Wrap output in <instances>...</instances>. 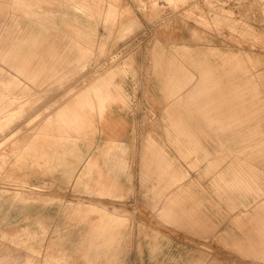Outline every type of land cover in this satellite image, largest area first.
Instances as JSON below:
<instances>
[{
    "label": "rangeland",
    "instance_id": "1",
    "mask_svg": "<svg viewBox=\"0 0 264 264\" xmlns=\"http://www.w3.org/2000/svg\"><path fill=\"white\" fill-rule=\"evenodd\" d=\"M114 1L119 18L110 28L97 14L90 22L85 16L79 17L81 29L92 31L96 46L100 42L105 43L102 54L95 46L85 69L74 72L71 67L65 66L62 70L64 76L60 79L40 85L30 83L28 91H17L13 101L0 100V119L12 117L8 125L0 129V264H23L27 257L31 260L29 264H104L106 257L103 254L107 248L114 255L112 264H193L197 258H202V264H264L262 254L249 251L242 243L235 242L246 232L251 237H257L253 221L244 220L242 214H237L242 205L229 210L227 202L215 192L216 186L212 182L214 174L236 164L241 155L230 153L223 162L213 166L210 173H205L207 160L192 162L196 155L202 153L201 150H193L186 155L180 152L173 141L174 131L166 114L170 107L163 89L164 77L154 66L152 52L157 47L168 54L184 48L187 54L195 57L198 50H204L207 54L202 59L218 67L222 59L225 66L236 67L239 63L238 53L261 61L251 68V63L245 60L249 68L246 75L264 72V0H102L100 13L103 14L108 3ZM3 22L0 19V24ZM23 22L31 21L26 19ZM128 22H132L131 29L121 33V24ZM65 29L73 30L71 27ZM51 32L54 34L55 31ZM67 42L68 39L62 36V43ZM74 54L73 51L68 53V58ZM121 66L125 70L117 76L110 72L105 77H96L108 69ZM218 75L226 84L241 83L245 78V73L237 71L227 75L219 70ZM112 82L123 85L126 96L125 102L116 105L135 114L136 118L135 149L132 152L127 146L125 155L128 164L125 170L114 172L115 175L108 181L103 179L99 167H93L77 183L73 175H68L66 168L31 164L26 169H35L36 172L33 171L25 179L20 178L22 169L13 164L17 154L10 153L13 141L22 135H34L56 108L72 99L79 89L86 85ZM226 87L221 89L220 85L214 86L209 94L251 96L253 93L252 87ZM257 89L264 110V86ZM212 107L205 105L203 109L211 112ZM262 120L264 123V115ZM95 123L97 130L89 133L92 145L89 144L90 140H79L84 155L78 163V172L84 168L87 157L97 156L99 146L106 142L101 130L103 122L95 120ZM204 127L205 133L200 135V140L211 160L219 154L218 149L224 154L228 144L236 146L239 143V133L222 134L220 138L225 146L221 147L217 140L219 135L207 124ZM149 135L165 147L168 155L174 158L177 169L188 171L184 180L165 188L157 171L144 173V144ZM1 153H9L6 162H3ZM105 157V154L99 155L100 165ZM260 162L264 168V156ZM184 184L202 198L200 215L203 220L213 224L212 228L203 229L202 220L199 224L194 221L184 223L183 219H175L161 210L169 196ZM260 184L263 190L261 199L264 198V177ZM223 190H227L224 183ZM20 194L28 198L22 200ZM147 199L159 200V210L158 205L146 204L150 208L148 211L154 213L153 219L159 217L162 220V231L171 233L181 241L178 244L174 241L178 252L166 254L163 262L158 260L162 254H156L158 239L145 233V229L150 231V227L142 221L141 216V220L136 221L138 212L146 213L141 202L146 203ZM77 202L81 203L82 208L95 203L120 217L122 223L113 230V242L109 245L91 242V224L100 221V213H71L70 207ZM38 220H42L46 226L44 233ZM147 223L157 229L155 222ZM23 227L30 231L37 230L38 233L31 235L24 232ZM122 242L128 245H121ZM58 243L65 256L59 259L48 257V246L53 244L56 250ZM146 248H149L148 253ZM88 253L99 255L88 257ZM150 255L155 257L153 262L147 260Z\"/></svg>",
    "mask_w": 264,
    "mask_h": 264
},
{
    "label": "crops",
    "instance_id": "2",
    "mask_svg": "<svg viewBox=\"0 0 264 264\" xmlns=\"http://www.w3.org/2000/svg\"><path fill=\"white\" fill-rule=\"evenodd\" d=\"M94 1L0 0V19L4 20L0 24V100L13 101L16 98L15 93L27 92L30 83L40 85L52 79H60L64 76L62 70L65 66L71 67L74 72L85 69L86 62L94 52L96 44L92 31L81 29L79 17L85 16L90 22L97 14L108 28L119 18L116 1L109 2L103 14L100 13L102 0ZM26 19L31 22H23ZM68 27L73 30L67 31L65 28ZM131 27L132 22L122 23L120 32L126 33ZM51 30L55 31L54 34ZM62 36L68 39L67 43H62ZM96 48L102 54L105 43L100 42ZM72 51L75 53L74 56L68 58V53ZM198 51L195 57L187 54L184 48L169 54L158 47L153 48L152 51L154 66L159 68L164 77L163 89L170 107V110H166V114L169 125L174 131L173 141L183 155L193 150H201L202 153L196 155L192 162L207 160L205 173H210L212 167L223 162L230 153L241 155L236 164H231L228 168L214 174L212 182L216 186L215 192L227 202L229 210L242 205L243 208L237 214H242L240 216L244 220L253 221V230L257 237H251L246 232L244 237L235 239V242L242 243L249 251H258L264 256V198L260 199L263 193L260 183L264 177V168L260 162V158L264 156L262 120L264 110L263 105L260 104L262 97L257 89L258 86H264V72L246 75L249 68L245 64V60L249 61L251 68H254L261 61L237 53L239 63L236 67L225 66L224 59L218 67L202 59L207 51ZM124 68L121 66V68L108 69L96 77H105L110 72H114L117 76L125 70ZM219 70H223L227 75H232L236 71L243 72L245 78L241 83L226 84L219 77ZM218 85L221 89L227 88V85L228 87H252L253 93L251 96L219 94L210 96L212 87ZM189 86H191L190 89L187 88ZM91 94L93 96H87ZM125 97L123 85H118L116 82L105 85H86L75 92L72 99L56 108L53 115L34 135H22L13 141L10 153L17 154L13 164L21 167L20 178L25 179L33 171L36 172L35 169H26L31 164L47 168H66L68 175H73L77 183L93 167H99V172L102 176L104 175L103 179L108 181L115 175L114 172L125 170L128 164L125 155L127 146L132 152L134 151V137L137 134L135 114L124 111L116 105L125 102ZM110 104L112 105L109 107ZM256 104L259 105L256 106ZM205 105L213 106L212 111H205L203 109ZM222 108L224 110L221 111ZM11 119V116L1 118L0 129L8 125ZM95 120L103 122L101 130L106 142L99 146L97 156L87 157L84 168L78 172V163L84 155L79 146V140H90L89 144L92 145L89 133L97 130ZM206 124L219 135L217 140L221 147L225 146L220 138L222 134L237 135L239 133V143H236V146L228 144L224 154L218 149L219 154L214 159H209L206 148L200 140V135L205 133L204 125ZM144 145V173L157 171L165 188L184 180L188 171L174 166V158L168 155L165 147L157 139L149 135ZM100 154L106 155L102 165L99 160ZM8 156L9 153H1L3 162L7 161ZM151 166L154 168L150 169ZM222 183L227 189L223 192L221 191ZM20 197L22 200L28 198L22 194ZM201 199L194 190L189 189V185L184 184L169 196L161 210L163 209L165 214H170L175 219H183L184 223L194 221L199 224L202 220L201 227L210 229L213 224L203 220L200 215ZM146 204L158 205L159 210L161 203L158 199H147L146 203L142 201L141 206H145L143 211L146 213L138 212L136 221L141 220L139 218L141 216L142 221L150 227V231L146 228L145 233L158 239L159 248L156 249V254L158 252L162 254L161 259L158 260L163 262L166 254L178 252L174 241L176 240L177 244L181 241L171 233L161 230L162 220L159 217L153 219L154 213L148 211L150 208ZM174 204L178 205L174 206ZM70 208L71 213L74 214L81 211L100 213V221L91 224L92 241H90L93 244L109 245L115 240L113 230L122 223L119 216L95 203H89L87 207L82 208L81 203L77 202ZM148 221L155 222L157 229L151 226L154 225L153 223L149 222L151 224L149 225ZM239 222L244 224L243 221ZM38 225L44 233L46 231L44 222L38 220ZM23 230L31 235L38 233L37 230L30 231L26 227H23ZM121 245L128 244L122 242ZM106 250L103 254L106 257L104 264H112L114 255L108 251V248ZM145 251L148 253L149 248ZM47 255L54 259L65 256L62 248H59V243L56 250L53 244L49 245ZM98 255L99 253L87 254L88 257ZM154 258L152 255L147 256L148 262H153ZM30 261L27 257L23 260V264H29ZM201 261L202 258H197L193 264H202Z\"/></svg>",
    "mask_w": 264,
    "mask_h": 264
},
{
    "label": "bare ground",
    "instance_id": "3",
    "mask_svg": "<svg viewBox=\"0 0 264 264\" xmlns=\"http://www.w3.org/2000/svg\"><path fill=\"white\" fill-rule=\"evenodd\" d=\"M86 77H89V79H90V76L89 75H87ZM85 77V78H86ZM85 78H84V80H85ZM84 80H82V82L84 81ZM89 83H91V81L89 82ZM102 100H103V98H101ZM81 102V101H80ZM123 145V144H122Z\"/></svg>",
    "mask_w": 264,
    "mask_h": 264
}]
</instances>
